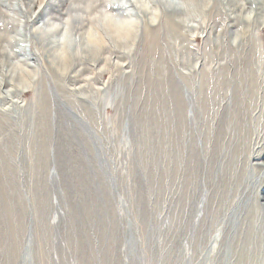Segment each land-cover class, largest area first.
Returning a JSON list of instances; mask_svg holds the SVG:
<instances>
[{"label":"rangeland","instance_id":"1","mask_svg":"<svg viewBox=\"0 0 264 264\" xmlns=\"http://www.w3.org/2000/svg\"><path fill=\"white\" fill-rule=\"evenodd\" d=\"M109 1L92 0L96 16L87 13L77 31L80 17L73 12L82 6L63 0L62 23L46 18L53 27L37 31L34 91L17 88L11 97L0 87V264H212L206 256L208 249L215 254L220 229L207 247L187 248L184 240L190 198L201 191L196 223L205 192L191 145L200 146L201 120L211 121L230 100L213 105L214 88L219 95L233 84L229 97L243 89L255 105V0H209L203 8L187 0V9L180 0H144L147 11H158L157 27L147 34L141 15L130 19V29L138 30L131 49L112 54L106 49L116 34L108 17L120 5ZM9 2L0 0V14L8 29L9 16L16 19L18 31L6 34L14 44L29 39L19 17L27 6ZM171 9L189 13L174 30L166 23ZM57 10L56 4L50 9ZM65 31L73 44L64 74L53 79L40 53L47 52L48 64L50 42ZM84 33L100 49L81 51ZM0 45V59L14 61L6 42ZM9 70L10 63L3 65Z\"/></svg>","mask_w":264,"mask_h":264},{"label":"bare ground","instance_id":"2","mask_svg":"<svg viewBox=\"0 0 264 264\" xmlns=\"http://www.w3.org/2000/svg\"><path fill=\"white\" fill-rule=\"evenodd\" d=\"M15 1L27 6L26 15L23 10H20L21 15L19 14V17L24 19L23 30H28L29 39L25 36L26 38L23 41L19 42V39H17L14 44L10 43L12 36L6 34L18 31L17 27L14 26L16 19L9 16L11 28L8 29L9 24L5 19H2L4 15L0 14L1 27H3L0 32L4 33L6 37L1 39L2 34L0 35V44L5 41L10 53H12L10 55L14 56V61L9 57L6 61L0 59V69L3 73L0 72V87L4 88V93L11 97L17 95V88L33 90L32 80L36 73H39L37 68L40 67V56L36 46L41 45V41L37 38V31L47 33L49 27H53L54 23L50 24L44 20L48 18L54 22L62 23L60 18L63 15L59 12L63 6V0H10L9 5L11 6ZM70 1L77 7L82 6V10H79L80 13L78 11L73 12L75 16L80 17L75 27L77 31H81L83 27H80V20L87 13L92 15L90 9L93 7V2L92 0ZM145 1L150 2V0ZM145 1L116 0L120 6L117 7L118 10L114 13V16L110 15L108 17L111 20L108 21V24L114 32L112 34H116V38L113 41V47L106 49V52H129L138 32L136 29H130L133 23L130 19H135L138 15H141L140 18L143 19L142 26H144L143 28L147 31V34L152 32V27L154 29L157 27L158 11H147L143 5ZM202 1L199 0L198 2L202 8L209 4V0ZM27 2L30 3L26 4ZM180 2L184 7L187 6V0H180ZM253 2L255 3V105L252 102L254 96L247 95L243 89H241V94L232 90L229 97L227 95L228 88L233 84L229 85L227 91L222 89L223 94L220 93L219 95L217 93L220 92L221 88H214L213 105H215L216 100L220 99L217 104L219 108L223 100H230L220 108V113H218V109L214 112L213 117H210L211 121L206 118L201 120L202 123L204 121L205 123L199 125L200 128L197 131L200 134L195 137V141L196 138L201 140L200 146L195 147L191 141V152L193 154L195 152L196 162L203 170L201 181L205 192L203 193L204 202L201 207L202 216L196 223H194V220L197 217V212L200 211L198 205L200 204L201 191L196 192L190 198L192 204L188 216L192 224L189 222V234L188 237L185 236L184 240L187 241V248L201 243H205L207 247L210 245V240L215 232L220 229L218 240H214L217 244L215 254H211L212 251L208 249V255L206 256L207 262L212 264L215 263L214 261L217 264H264V0ZM55 4L58 10L53 13L50 9ZM32 7L35 10L29 13ZM175 10L166 11L168 17L166 23L169 24L168 26L172 30L177 28L179 23H185L186 17L189 16V13L185 14L186 11L176 13ZM19 17H17V20L20 22ZM234 17L243 21L246 20L241 16ZM98 19L100 21V18ZM232 21L234 22L235 19ZM19 26L21 25L19 24ZM91 29L92 27L88 29L87 33ZM260 29L261 32H259ZM128 35L131 37L130 43L127 40L123 44L126 40H120V38H126ZM90 38H92L91 35L87 34L85 37L84 33V37L81 38L80 49L92 54L95 50L100 49V46L92 41L87 42ZM51 44L54 47L52 46L53 52H50L51 60L48 64L45 62L47 61V52L42 50L40 55L46 73L55 79V73L64 74L63 71L66 68L65 56L69 51V46L73 44V39H70V35L65 31L56 37V40L51 41ZM115 44H118V47H115ZM72 58L77 57L72 55ZM75 60L73 59V62ZM87 61L94 62L93 59ZM12 62H22L26 66L25 68L29 70ZM9 63L10 70L7 74L3 71V65L6 67ZM16 73H20V75L15 77ZM35 94H37V90H35ZM204 108L205 115L210 116V109L206 108L205 110ZM28 112L32 117L36 116L37 113L35 108H31ZM177 222L178 227H180L179 225H182V222ZM178 251L182 253L183 249L180 247Z\"/></svg>","mask_w":264,"mask_h":264}]
</instances>
